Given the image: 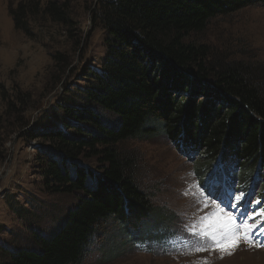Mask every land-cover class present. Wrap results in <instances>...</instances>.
Returning a JSON list of instances; mask_svg holds the SVG:
<instances>
[{"label": "trees", "instance_id": "trees-1", "mask_svg": "<svg viewBox=\"0 0 264 264\" xmlns=\"http://www.w3.org/2000/svg\"><path fill=\"white\" fill-rule=\"evenodd\" d=\"M253 5L264 7V0L98 2L92 17L105 32L107 54L83 93L91 106L117 116L119 126L111 130L99 114L80 107L67 113L69 122L32 136L40 145L36 166L46 191L76 195L79 201L55 235L34 233L35 249L4 251L7 264H79L107 219L119 222L132 238L153 239L146 234L154 235L159 224L147 222L153 209L136 187L132 162L117 146L154 130L179 139L178 147L189 159L202 150L207 159L198 167L205 173L202 185L214 186L218 178L221 193L252 189L264 200L262 77L249 66L212 65L204 47L186 42L210 20ZM27 11L30 17L24 20ZM10 13L15 29L26 34L31 17L39 13L59 25L71 23L67 4L54 1L20 4ZM54 59L67 66L61 55ZM6 104L20 116L16 125L22 131L28 126L22 116L27 107ZM216 158L222 166L217 172ZM90 160L97 162V173L85 163Z\"/></svg>", "mask_w": 264, "mask_h": 264}, {"label": "rangeland", "instance_id": "rangeland-1", "mask_svg": "<svg viewBox=\"0 0 264 264\" xmlns=\"http://www.w3.org/2000/svg\"><path fill=\"white\" fill-rule=\"evenodd\" d=\"M49 1L67 4L69 26L53 23L39 13L30 19L29 34L15 29L10 12L20 4L45 5ZM99 1L0 0V264H7V258L1 257L4 251L35 249L34 233L44 238L55 235L79 201L76 195L46 191L36 166L40 145L32 136L69 122L67 113L80 107L99 114L102 124L111 130L119 126L117 116L91 106L83 93L107 54L105 32L92 17ZM26 15L30 17L28 11L24 20ZM186 42L204 47L212 65L249 66L264 85V7L253 5L214 18L201 32L189 34ZM58 55L66 60L65 68L54 59ZM7 101L17 108L27 107L22 116L28 126L22 131L16 125L20 116L8 110ZM154 132L117 146L132 162L136 187L153 209L147 222L159 224L154 235L146 234L153 239L132 238L116 220H103L79 264H264V247H249L242 240L229 255L192 234L193 226L196 230L201 227L199 218L218 208L233 215L237 223L249 216H254L250 224L264 220L255 215L264 210L257 191L237 194L225 190L221 194L218 178L213 180L214 186L202 185L205 173L198 167L207 160L200 154L202 150L189 159L178 147L179 139ZM218 162L216 172L222 167ZM85 163L98 172L95 160ZM257 239L264 242V235ZM197 247L206 250L197 252Z\"/></svg>", "mask_w": 264, "mask_h": 264}, {"label": "snow or ice", "instance_id": "snow-or-ice-1", "mask_svg": "<svg viewBox=\"0 0 264 264\" xmlns=\"http://www.w3.org/2000/svg\"><path fill=\"white\" fill-rule=\"evenodd\" d=\"M236 199L239 200L240 197ZM255 215L264 216V210ZM252 219L254 216H249L237 223L233 215L225 213L223 208H218L208 216L200 217L201 227L196 230L193 226L192 234L201 241H209L210 247H214L215 250L229 255L239 248L242 240L249 247H264V242L257 239L259 235H264V220L250 224L249 220ZM257 225L261 227L258 229ZM204 250H206L204 247L195 249L197 252Z\"/></svg>", "mask_w": 264, "mask_h": 264}]
</instances>
